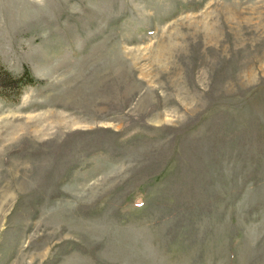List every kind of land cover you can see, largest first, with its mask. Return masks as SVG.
<instances>
[{"label": "rangeland", "instance_id": "rangeland-1", "mask_svg": "<svg viewBox=\"0 0 264 264\" xmlns=\"http://www.w3.org/2000/svg\"><path fill=\"white\" fill-rule=\"evenodd\" d=\"M0 264H264V0H0Z\"/></svg>", "mask_w": 264, "mask_h": 264}, {"label": "trees", "instance_id": "trees-1", "mask_svg": "<svg viewBox=\"0 0 264 264\" xmlns=\"http://www.w3.org/2000/svg\"><path fill=\"white\" fill-rule=\"evenodd\" d=\"M18 82H16V80H14L12 78V81H15L18 85L19 88H21L23 85L25 84H34V83H37L39 80L34 77L33 75H29L27 74L26 71H24L20 76H19V79H17Z\"/></svg>", "mask_w": 264, "mask_h": 264}]
</instances>
